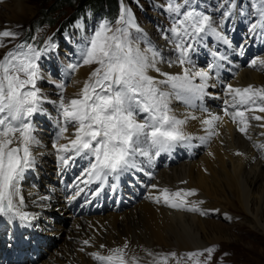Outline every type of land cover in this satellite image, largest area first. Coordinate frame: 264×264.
I'll return each instance as SVG.
<instances>
[{"label": "bare ground", "instance_id": "6f19581e", "mask_svg": "<svg viewBox=\"0 0 264 264\" xmlns=\"http://www.w3.org/2000/svg\"><path fill=\"white\" fill-rule=\"evenodd\" d=\"M21 1L14 0L13 5L5 3L4 16L10 23L3 26L4 29L12 28V22L25 18L23 15L29 9ZM190 6L205 13L201 0H191ZM126 10H130L135 24L142 30L138 33L146 35L149 44L160 52L163 62L157 66L162 72L181 73L184 67L208 70L210 64L214 65L202 98L194 100L192 105L181 100H172L170 104L178 118L195 117L189 118L183 126L185 135L191 140L153 156L150 162L138 157L137 163L143 171L131 170L118 178L111 175L101 180L90 178L86 172L90 158L59 150L60 145L71 147L75 129L68 125V131L60 137L63 120L58 105L60 94L66 100L75 97L92 68L89 65L80 67L70 80L66 72L64 79L69 82L63 92L58 81L48 77L49 85L41 89L46 97L43 102L46 105L42 104L55 110L48 113L46 119L32 122L39 144L32 148L34 164L25 170L19 185L24 199L21 211L29 219L5 217L9 226L7 224L6 230L0 228L5 245L0 249L1 264H101L91 253L111 255L112 249L124 248L125 244L126 264L165 261L174 264L175 256L171 254L181 255L184 251L188 262L189 253L224 239L228 241L225 235L232 234L228 226L213 217L230 220L236 228L244 229L233 223V211L246 214L253 230L245 235H257V231L264 237V148L260 147L264 145V119L253 118L264 117V112L259 111L264 102L257 99L256 105L247 106L251 110L245 112L247 130L244 133L239 130L245 127L240 118L233 122L235 93L229 91V85L233 89L249 85L254 89L264 88V64L261 63L264 51H258L264 41V29L250 33L249 27L244 34L241 30L248 22L250 25L258 22L256 15L239 16L236 2L232 15L225 18L223 24L227 35H220L227 43L209 30L197 38L198 42L192 41L193 48L188 52L190 65L170 67L169 62L175 61L178 55L172 42L175 38L169 31L173 24H164L159 18L161 13L156 11L140 22L130 2L122 0L121 15ZM209 17L215 18L212 13ZM149 44L140 42V47L146 48ZM149 74L164 78L154 71ZM194 82L199 83V79ZM212 116L220 119L213 122V135L209 136L208 126L202 121ZM61 156L72 159L64 164ZM123 188L128 189L127 193L122 192ZM163 189L169 190L170 203L184 206L174 208L166 203L161 194ZM190 189H195L196 194L186 195ZM178 191L180 196L171 195ZM193 206L199 211L188 210ZM25 240L31 243L32 256L20 262L17 257ZM86 240L88 244L84 243ZM226 249L241 253L235 248ZM250 251L253 255L254 251Z\"/></svg>", "mask_w": 264, "mask_h": 264}, {"label": "snow or ice", "instance_id": "6c2138e0", "mask_svg": "<svg viewBox=\"0 0 264 264\" xmlns=\"http://www.w3.org/2000/svg\"><path fill=\"white\" fill-rule=\"evenodd\" d=\"M224 4L230 5L223 13L228 18L232 15L234 0H224ZM190 5L191 0H168L167 3L168 12L174 14V24L169 31L175 38L172 42L178 53L177 59L169 62L170 67L174 64H191L188 52L193 48L192 41L201 34L210 30L220 37L212 27L211 18ZM251 7L258 22H253L249 31L256 33L258 28L264 29V0H251ZM116 23L119 26L113 28L110 22H103L87 39L80 53L81 63L95 64L96 67L75 97L66 100L61 94L58 105L63 120L60 137L68 131V125L75 129L70 140L71 147L60 145L59 150L90 158L86 172L96 180L106 179L110 175L118 178L131 170L143 171L137 163L138 157L150 162L153 156L190 141L191 137L185 135L183 126L189 118L195 117L178 118L170 104L172 100H181L192 105L194 100L202 98L214 66L210 64L208 70L184 67L181 73L176 74L162 72L157 66L163 62L160 52L151 44L141 48L140 38L133 35L132 29L136 32L142 30L135 24L130 10H126ZM0 37L15 38V33L3 31ZM220 38L227 43L225 37ZM40 55V51L31 45L21 44L0 59V217L29 219L21 211L24 199L20 195L19 185L25 170L34 164L32 148L39 144L33 134L35 129L31 117L44 111L41 105L46 99L37 87V81L42 79L37 63ZM261 63L264 64V61ZM252 64L255 65L256 61L253 60ZM78 66L71 65L73 69ZM150 71L164 78L158 79L150 75ZM197 78L199 83L194 82ZM58 87L63 92L64 86ZM229 91L235 93L232 107L236 111L231 114L233 122L239 117L240 123L245 124L239 130L246 133L245 112L251 110L247 106L256 105L257 99L264 102V88L254 89L249 85L243 89H233L229 85ZM259 111L264 112V106H260ZM225 114H229L227 109ZM253 118L264 119L260 116ZM219 119V116H212L202 121L208 126L209 136L213 135V122ZM260 147L264 148V145ZM69 159L72 157H60L64 164ZM161 194L165 202L170 203L169 190L163 189ZM185 194L195 195L196 190H187ZM171 195L180 196L181 193L178 191ZM170 206L179 208L184 205L173 202ZM188 210L199 211L195 206ZM84 243L88 244V241ZM126 248L127 244L124 248L112 249L111 255H91L101 264H126ZM205 251L211 254L214 248Z\"/></svg>", "mask_w": 264, "mask_h": 264}, {"label": "rangeland", "instance_id": "374dc122", "mask_svg": "<svg viewBox=\"0 0 264 264\" xmlns=\"http://www.w3.org/2000/svg\"><path fill=\"white\" fill-rule=\"evenodd\" d=\"M83 1L84 0H22L21 4L24 3V5L27 6V9H29L23 15V17L25 18H22L17 22H12L14 23L12 25V28L4 29L3 26L6 27L10 23L9 21H7V17L4 16L7 11L5 3L8 4L11 3L10 5H13L15 3L14 0H9V1L0 0V32L1 31L3 32L4 29V31H10L12 33H15V38L0 37L1 39L0 44H3L2 48L5 49L11 48L13 45V43L10 42L11 39H13L14 42L17 43L18 45H21L20 44L21 39L23 42L27 41V38H24V34L29 27H32L36 23L38 24V29H36L35 31V36H40L41 42L43 41V44L46 45L43 48L39 47V49L36 46L32 45V48L40 52H46L47 49L50 48L48 49L50 51H47V54L49 57H51V60H49V57L45 56L44 53L37 61L38 65L40 63L45 64L44 68L40 70L42 79L37 81V87H39L40 89L49 85L48 81L46 80L48 77L56 79L59 83L58 85H63L65 88L69 82L64 79L65 78L64 75L67 74L66 72H68V76L70 80L72 79L75 72H77V70L80 68L78 66L75 69H73L71 65L79 64L80 66L84 67V65L81 63V60L80 59L78 60V58H80L81 50L85 46L83 40L91 37L99 28V26L103 23L102 21L104 20L89 18L88 21L79 20L80 23L79 21L73 22V20L76 17L74 15L84 5ZM117 1L118 0H103V8L106 9V11L103 13L104 19L106 20L115 19L117 15V4H118ZM238 1L239 0H235L234 4L237 2L239 16H242V14L244 13H246L248 17L252 16L254 12L249 13L247 10H245L243 13L240 12ZM135 2L136 3H134L131 0V3L133 4L131 5L130 3V5L132 9L135 11L136 16L138 17L140 22H142L143 19H148L152 15V13L156 11L161 13L159 15V18L162 19V22L164 24L169 25L171 23V19L174 24V14L169 13L167 10L168 0H137V1L135 0ZM214 4L215 5L218 4V7H215ZM221 4L223 5V8L226 7V4H224V1L222 0H221ZM93 5L95 8H97V5L95 4ZM138 6L141 7L139 8ZM208 7L210 8L214 7L216 10L214 11V9L212 8V11H214V13H218L217 17L214 14V16L216 17L214 18V20L211 19L212 22L216 21L217 23V24L216 23L212 24V27L216 28L217 29L216 32H218L220 35L223 36L227 35L226 27L223 25L225 22V17L223 18L224 22L220 23L221 22L220 19H222L223 16V13L221 16L220 15L221 13L218 12L220 3H218V1L215 0L213 1L212 4H209ZM240 7L241 9L247 7V3L245 2V0H243L240 3ZM118 9L120 13L119 6ZM250 10H252L251 7ZM204 15H206V11ZM208 16H209V12H208ZM76 25L80 27L77 30H76ZM69 27H70L69 32L64 33V30ZM249 27H250V23L248 22L246 25H244L241 28L242 33L244 34V32H246V30ZM134 36L140 38L139 42H143V43L145 42V44H149L148 37L146 35H143V33L139 34L138 32L134 31ZM69 39L71 41H69ZM241 40L242 39H240L239 42H241ZM49 41H52V43L49 44ZM54 45H56L58 49L53 48ZM6 51L7 50L0 52V59H2L1 57L5 54ZM258 51L259 53L264 51V41L261 43V49ZM89 66L93 69L95 68L94 65H89ZM59 98H61V94ZM43 104L41 105V107L44 109V111L38 112L37 115L35 116L33 115L31 117L32 122H36L41 119L42 120L46 119L48 113H51L52 111L55 110L54 107H48V106L44 107ZM37 128L39 129L41 127H37ZM53 169L55 168L53 167L52 170ZM236 212L237 211H233V214L235 215V221H233V223L236 225H240L241 227L243 226L244 227L243 230L242 229L240 230V228H236L230 222V220L221 221V219L219 220L217 217L215 218L211 217L213 220H216L217 222H222V224L228 226L229 230L231 229L232 234L225 235L228 237V241L224 239L220 243L210 244L203 247L202 248L203 250L192 252V253H199L200 255L190 256L188 262L185 261L186 259L185 256L187 255V254L185 255L186 253L185 251L181 255H177L175 253H174L175 255H172L173 254L172 253L171 255L175 256L174 264H181V262L183 264H264L263 235L257 231H256L257 235L255 233L254 234L252 233V235H245L246 232H249L248 230H253V228L247 223V219H246L247 216L245 213H242L241 211L240 212L238 211L237 213ZM209 215L210 214L206 216L204 215L203 217L206 218ZM218 244L221 245L219 246ZM210 247L214 248V251L211 254L205 251V249ZM226 248H235L238 251H241V253L238 255L236 250L233 252ZM250 250L254 251L253 255L251 254ZM162 263L172 264L173 261L170 262L165 261V262H161V264Z\"/></svg>", "mask_w": 264, "mask_h": 264}, {"label": "trees", "instance_id": "16d2710c", "mask_svg": "<svg viewBox=\"0 0 264 264\" xmlns=\"http://www.w3.org/2000/svg\"><path fill=\"white\" fill-rule=\"evenodd\" d=\"M83 3H84V5L85 4H90V5L95 4V5H97V8L103 7V0H90V1L89 0H84Z\"/></svg>", "mask_w": 264, "mask_h": 264}]
</instances>
